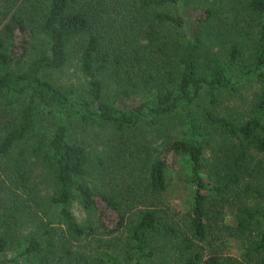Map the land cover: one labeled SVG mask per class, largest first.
Segmentation results:
<instances>
[{
    "label": "trees",
    "instance_id": "16d2710c",
    "mask_svg": "<svg viewBox=\"0 0 264 264\" xmlns=\"http://www.w3.org/2000/svg\"><path fill=\"white\" fill-rule=\"evenodd\" d=\"M0 264H264V0H0Z\"/></svg>",
    "mask_w": 264,
    "mask_h": 264
},
{
    "label": "rangeland",
    "instance_id": "374dc122",
    "mask_svg": "<svg viewBox=\"0 0 264 264\" xmlns=\"http://www.w3.org/2000/svg\"><path fill=\"white\" fill-rule=\"evenodd\" d=\"M51 77L53 79V82H55L56 84H60L64 88L68 85H76L79 82H82V77L76 70V65L73 63V61L70 62L69 65L60 72L52 73ZM107 85L104 88V96H109L110 94V89ZM247 94L248 91L244 90V95L240 98V100L242 101V98ZM230 101L232 103H237L236 97L234 99H229L227 102ZM223 105L228 106L226 101ZM74 134L76 139L80 140L89 151L96 150L97 153L98 150H101L102 148L104 150L110 149L109 154L112 159V163L109 165V168L111 169L112 165L115 164V168L110 173L111 175H115L116 177H118L120 170L126 167L125 164L121 165V162L117 161L118 154L112 153L115 151L116 147L119 146L118 143L113 140L110 146H107L112 139L110 138V133L108 130L88 127L82 134H80L79 130L77 129ZM137 139L138 137H136L134 141H136ZM117 140L119 142L122 141V139ZM133 147L134 146H131L130 148ZM131 166L127 165V169H131ZM137 168L138 165L134 169ZM134 171L135 170H132L131 172ZM189 174L190 166L185 156L172 158L171 164L165 169V189L161 194V207L164 208L167 203L168 206L172 209H178L179 211L185 210V208L187 207L186 203L192 189V185L189 180ZM71 212L78 221L83 220L84 215L79 210L76 204H72ZM238 247L239 245L237 246L235 242H231V239L226 237L225 242L220 246V248H218V252L219 254L233 255L237 257V253L239 252ZM94 249L100 250V247L95 246ZM114 255H117V257H119V260H123V252H121V250L118 251L117 249H114Z\"/></svg>",
    "mask_w": 264,
    "mask_h": 264
}]
</instances>
